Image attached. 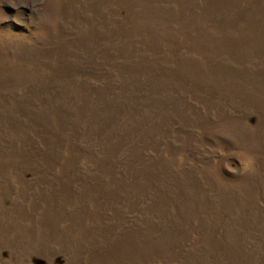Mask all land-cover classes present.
<instances>
[{
  "label": "rangeland",
  "instance_id": "1",
  "mask_svg": "<svg viewBox=\"0 0 264 264\" xmlns=\"http://www.w3.org/2000/svg\"><path fill=\"white\" fill-rule=\"evenodd\" d=\"M0 264H264V0H0Z\"/></svg>",
  "mask_w": 264,
  "mask_h": 264
}]
</instances>
